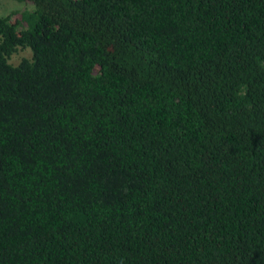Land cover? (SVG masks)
Returning <instances> with one entry per match:
<instances>
[{
	"label": "trees",
	"instance_id": "obj_1",
	"mask_svg": "<svg viewBox=\"0 0 264 264\" xmlns=\"http://www.w3.org/2000/svg\"><path fill=\"white\" fill-rule=\"evenodd\" d=\"M17 1L0 264H264V0Z\"/></svg>",
	"mask_w": 264,
	"mask_h": 264
},
{
	"label": "rangeland",
	"instance_id": "obj_2",
	"mask_svg": "<svg viewBox=\"0 0 264 264\" xmlns=\"http://www.w3.org/2000/svg\"><path fill=\"white\" fill-rule=\"evenodd\" d=\"M28 6L29 5L26 2H19L17 0H0V16H5L14 11L20 12L26 9ZM30 54L31 52L28 50V48L19 49L16 53L11 55L10 61L16 64L22 57H29Z\"/></svg>",
	"mask_w": 264,
	"mask_h": 264
},
{
	"label": "flooded vegetation",
	"instance_id": "obj_3",
	"mask_svg": "<svg viewBox=\"0 0 264 264\" xmlns=\"http://www.w3.org/2000/svg\"><path fill=\"white\" fill-rule=\"evenodd\" d=\"M10 14V13H9ZM8 15V14H7ZM6 16V15H5Z\"/></svg>",
	"mask_w": 264,
	"mask_h": 264
}]
</instances>
